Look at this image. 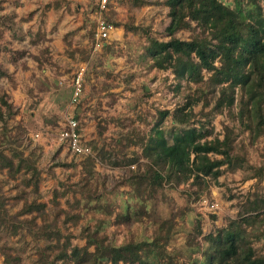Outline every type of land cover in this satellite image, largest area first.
<instances>
[{"label":"trees","instance_id":"trees-1","mask_svg":"<svg viewBox=\"0 0 264 264\" xmlns=\"http://www.w3.org/2000/svg\"><path fill=\"white\" fill-rule=\"evenodd\" d=\"M132 2L135 7L154 4L169 9L167 41L150 36V30L136 25L134 17L114 26L123 27L126 34L141 31L146 35L142 61L150 70L170 71L175 92L182 91L186 84L189 94L185 95L184 104L173 111L159 110L149 135L138 136L141 158L146 162L129 169L130 176L122 185L131 191L121 204L103 195L96 171L100 159L106 158L112 166H117V162L112 161L111 154L88 145L93 153L83 156L81 179L74 184L85 208L76 211L56 206L50 210L39 202L42 173L36 160L19 150L24 144L22 124H16L17 133L8 134V124L19 112L1 91V135L12 152L8 168L15 176L21 173V177L14 185L13 197L5 195L0 181V230L14 236L22 229L35 242L47 241L44 248H38V264H186L179 260L180 256L189 264H264V195L258 191L245 197L237 218L229 219L225 227L216 228L201 241L197 240L203 234L201 222L193 231L188 230L184 223L176 221L173 212L166 218L159 216L153 226L148 224L158 208L150 200L165 196L169 190L184 187L190 200L197 203L210 194L213 186L221 185L219 179L226 173H244L243 182L264 180V160L256 164L249 158L250 148L260 149L264 158V6L260 0ZM50 8H44L43 18ZM37 12H32L27 20H32ZM16 18L0 15V26H7L13 38L23 40L25 35L16 27ZM90 24L95 39L97 23ZM85 27L86 21L82 28ZM179 31H189L190 39L178 38ZM11 75L0 64V82ZM144 94L151 96L145 87ZM213 102V111L225 115L228 121L223 138L214 127L208 129L202 124L196 128L192 124L197 117L194 107L202 103L203 111ZM167 119L169 130L165 127ZM76 167L75 161L54 160L48 173L55 177L56 168ZM20 205L21 209L11 214L10 209ZM116 208L119 212L113 220ZM179 216L184 218L185 213ZM82 222L80 238L85 240V246L73 248L69 257L62 258L61 240L55 239L62 233L61 225L74 228ZM113 225L125 226L132 237L120 244L115 236L111 239L108 229ZM183 233L187 235L182 248L169 250L183 238ZM195 254H201L200 261L194 259ZM0 255L4 264H25L22 252L6 243H0Z\"/></svg>","mask_w":264,"mask_h":264},{"label":"rangeland","instance_id":"rangeland-1","mask_svg":"<svg viewBox=\"0 0 264 264\" xmlns=\"http://www.w3.org/2000/svg\"><path fill=\"white\" fill-rule=\"evenodd\" d=\"M8 1L0 0L2 7L0 15L14 11ZM87 1L84 14H77L75 17L63 11L49 20V16L46 19L42 18L39 12L32 20H27L30 15L24 13L25 15H22L25 16L24 18L16 19V27L25 35L23 40L13 38L7 26H0V30L3 31L0 37V64L12 74L10 78L0 82V92L8 95L9 101L19 112L9 122L8 134L17 133L16 124H22L25 130L24 144L19 150L36 160L37 169L42 173L39 202L50 210L56 206L76 211L85 208L81 204V195L74 190V184L81 179L80 163L84 157H77L68 149L63 152L65 146L60 147L56 144L55 140L61 143L59 121L66 123V117L78 114L76 119L79 121L81 132L87 129L96 139L98 137L96 134L99 135L101 143L96 142L94 144L96 148L107 152L108 155L111 154L112 161L119 159L128 164L137 159L135 153L140 151L130 140H136V134L139 132L147 133L151 129L158 118L159 110H175L184 104L185 95L189 94L185 83L184 89L179 93L173 90L174 75L170 71L150 70L146 61H142L141 56L144 54L147 37L141 31L126 34L121 28L120 38L118 40L113 38L112 41L109 39L108 43L105 42L104 48L102 47V51L95 49L94 39L91 36L90 21L96 22L102 19L114 25V23H126L130 17H134L136 25L150 30V36L167 41L169 37L165 29L169 24L168 8L154 4L135 7L132 0H108L107 7L103 10L101 1L100 3L99 0ZM145 1L154 3L157 0ZM223 1L232 2V0ZM260 3L263 7L262 0ZM38 6H40L38 9L43 8L42 3ZM84 17L88 21L86 28H82ZM71 32L68 40L64 39L63 52L54 42L55 36ZM190 35L189 31L176 33V36L182 40H189ZM82 68L85 69L84 94L80 102L72 106L70 101L72 98L68 101L66 99L72 93L73 80ZM144 87L151 94L150 97L144 94ZM214 105L213 102L203 111L202 103L196 105L194 111L197 117L192 124L196 128L201 127L202 124L208 129L214 127L216 133L223 138L224 127L228 121L225 115L213 111ZM114 118L120 119L119 122L113 121ZM165 127L169 130L168 119L165 121ZM1 129L0 127V181L3 183L5 195L13 197L16 194L14 185L20 182L21 173L15 176L9 171L7 161L10 160L12 152L8 144L3 143ZM38 134H43L44 138H38ZM122 140L126 145L120 148L119 143H122ZM107 147L109 149H106ZM249 158L256 164L264 160L258 148H250ZM54 160L65 163L75 161L77 167L56 168V176L53 177L48 173V169L53 165ZM96 168L99 169L96 171L100 175L98 184L103 195L115 199L118 205L126 200L125 195L130 191V187L128 188L126 184L122 185V182L130 176V167L112 166L105 158L98 161ZM243 176L242 172L224 174L219 179L221 185L213 186L210 194L197 203L190 200L184 187L177 191L169 190L165 196L160 195L156 200L149 199L150 204L155 203L158 208L157 215L151 216L148 224L152 225L159 216L166 218L168 213L173 212L177 215L176 221L180 224L184 223L188 230L193 231L198 222H201L203 234L197 237V240L201 241L203 236L216 228L225 227L229 219L237 218L241 211L240 205L249 193L258 191L264 195V180L262 183H257L256 180L243 182ZM10 203H14V199ZM212 205H217V208L213 209ZM21 207L22 205L11 208V214H16ZM118 212L119 209L116 208L113 220ZM183 212L185 217L181 218L179 215ZM95 223V221L91 222V226L93 227ZM83 225V222L74 228L61 225L62 233L57 234L55 239L61 240L62 258L69 257L73 248L85 246V240L80 238ZM152 226L149 225V233L153 232ZM108 235L111 239L115 236L119 244L132 237L125 226L118 225L111 226ZM186 235L183 233L181 235L183 238L178 244L169 246L168 249L180 250ZM0 243L14 246L21 251L25 264H38V248H44L47 241L35 242L26 230L20 229L14 236L0 230ZM194 259L200 261L201 254H195ZM179 260L189 264L184 257L180 256ZM0 264H4L1 255Z\"/></svg>","mask_w":264,"mask_h":264},{"label":"crops","instance_id":"crops-1","mask_svg":"<svg viewBox=\"0 0 264 264\" xmlns=\"http://www.w3.org/2000/svg\"><path fill=\"white\" fill-rule=\"evenodd\" d=\"M38 2V3H37ZM5 3H6V1H5ZM39 3H42L43 4V8L42 9H38L40 6H38V4ZM8 4L9 5H11L13 8H14V11L13 12H10L9 14H7V15H16L17 16V18L18 17H20V18H24L25 16H22V15H25V14H27V13H29V15L32 13V12H34V11H37V9H38V12L37 13H39V12H41V15H42V13H43V10H44V8L46 7V6H48V7H51L50 8V10L47 12V15H46V17H44L45 19L49 16V20H52V18L53 17H55L56 16V14H58V13H62L63 11H65V12H67V13H69V14H73L74 15V17L77 15V14H81V13H83L84 14V12L86 11V7H87V5H88V1L87 0H9L8 1ZM19 4V5H18ZM5 5V4H4ZM19 6V7H17V6ZM86 6V7H85ZM25 13V14H24ZM20 16H19V15ZM28 15V16H29ZM16 18V19H17ZM42 18H43V15H42ZM68 18H70V17H68ZM87 19H85V17L83 18V23L82 24H84L85 23V21H86ZM100 20H102V19H99L98 21L96 20V23H97V27H98V24H99V21ZM16 21V20H15ZM86 23L88 24V21H86ZM83 26V25H82ZM86 28V27H85ZM121 28H123V27H119V28H117V27H115V30L112 32V34H111V41L113 40V38H115L116 40H118V38H120V36H121V33H122V29ZM124 29V28H123ZM89 30V29H88ZM96 31H97V29H96ZM66 33H61V34H59L57 37L55 36V40H54V42L55 43H57L59 46H60V48H61V51H63L64 52V50H65V40H68V38L71 36H69L67 39H65V37H66V35L68 34H66ZM65 35V36H64ZM95 38H96V34H95ZM65 39V40H64ZM89 40H90V38H88ZM71 42V41H70ZM95 39H94V45H95ZM108 43V42H107ZM103 48H104V45L102 46ZM98 48V49H96V47H95V49L96 50H98V51H102V49L103 48ZM101 89V88H100ZM73 97V86H72V93H70V95H69V97L66 99V101H68L69 99H71ZM90 98H92V97H90ZM72 100V99H71ZM70 100V101H71ZM69 101V102H70ZM75 119L78 117V114L76 115V116H73ZM67 118V117H66ZM66 118H65V120H66ZM113 121H115L116 123H118L119 122V120L120 119H112ZM115 122L113 123V124H115ZM59 123H60V130H61V128L65 125V123H61L60 121H59ZM117 125V124H116ZM50 128V127H49ZM151 129H152V127H151ZM151 129L147 132V133H143V132H139L138 134H136L137 135V138H136V140L134 139V140H130V142H134L135 143V145L139 148V150L140 151H138L137 153H135V154H137V159L134 161V160H132L131 162H129L128 164H125V161L124 160H116V162H117V166H122V167H127V168H132V167H134V168H132V169H136V167L135 166H138L139 164H142V163H145L146 162V160H144L143 158H141V153H142V147H140V145H139V141H140V139L138 138V136L139 137H144V136H148L149 135V133H150V131H151ZM80 131H81V129H80ZM83 132H81V135H82V139H83V141H84V143L85 144H87V145H89V146H91V145H94V144H96V142L97 143H101V139H99V135L98 134H96V136H98L97 137V139L95 138V136L92 134V133H88V131H87V129L86 130H82ZM85 131V132H84ZM38 138H44V136H43V134H38ZM119 140H120V138H119ZM56 141V144L58 145H60V147H64L65 145H62V143H59V140H55ZM120 144V148H122L124 145H126V144H124V142H123V140H122V143H119ZM98 147H99V145H98ZM65 149L67 150L68 148L65 146L63 149H62V151L63 152H65ZM106 149H109L108 147L106 148ZM139 153V154H138ZM142 161V162H141ZM139 163V164H138ZM138 164V165H137ZM96 170H99V169H97L96 168ZM129 188V187H128ZM129 191V190H128ZM130 191H131V189H130ZM129 191V192H130ZM125 197L126 198H128L127 197V195H125Z\"/></svg>","mask_w":264,"mask_h":264},{"label":"built area","instance_id":"built-area-1","mask_svg":"<svg viewBox=\"0 0 264 264\" xmlns=\"http://www.w3.org/2000/svg\"><path fill=\"white\" fill-rule=\"evenodd\" d=\"M107 1L108 0H101V8L103 10L107 7ZM114 30V25L106 23L103 20L99 21L95 38L96 49L101 48L105 42L111 38V34ZM84 74L85 69L82 68L73 80V97L71 100L72 106H76L84 94ZM59 139L61 143L77 157H83L93 153L91 148L84 143L79 127V121L73 116L66 118V123L60 130ZM205 203L207 204V201H205ZM212 208H217V205H212Z\"/></svg>","mask_w":264,"mask_h":264}]
</instances>
